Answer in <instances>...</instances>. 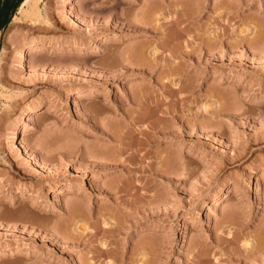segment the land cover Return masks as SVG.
<instances>
[{"label":"rangeland","instance_id":"obj_1","mask_svg":"<svg viewBox=\"0 0 264 264\" xmlns=\"http://www.w3.org/2000/svg\"><path fill=\"white\" fill-rule=\"evenodd\" d=\"M35 1L0 29V264H264V0Z\"/></svg>","mask_w":264,"mask_h":264},{"label":"bare ground","instance_id":"obj_2","mask_svg":"<svg viewBox=\"0 0 264 264\" xmlns=\"http://www.w3.org/2000/svg\"><path fill=\"white\" fill-rule=\"evenodd\" d=\"M19 12H18V15L19 16H24V19H29L30 18V20L32 19V18H34V20H35V22H39V21H41L42 20V16H41V13H40V9H39V5H38V1L36 2L35 0H23L21 3H20V6H19ZM45 15V14H44ZM184 18V17H183ZM13 20V22H16V21H20L19 19H18V17H15V18H13L12 19ZM33 20V19H32ZM197 44V43H196ZM198 46V45H197ZM34 48V47H33ZM33 48H30L29 50L30 51H32V50H34ZM37 49V48H36ZM28 50V51H29ZM36 51V50H35ZM38 52V51H37ZM158 50H154L153 51V53H151V58L153 59V60H155V58H156V55L158 54ZM143 50H138L137 52H135V56L137 57V60L139 59V60H142L143 59ZM32 54V53H31ZM149 57H150V55H149ZM28 58V57H27ZM141 61H139V63H140ZM0 64H1V56H0ZM81 96V95H80ZM49 110V109H48ZM42 113H43V111H42ZM45 113H46V111H45ZM35 114V113H34ZM34 115L32 114V115H28V118L31 120V118L33 117ZM36 116H38V115H36ZM22 119V118H21ZM27 120V119H26ZM143 121V120H142ZM13 133V132H12ZM11 133V134H12ZM11 136V135H10ZM11 138V137H10ZM17 144V143H16ZM18 144H19V142H18ZM22 144V143H21ZM22 150V149H21ZM55 194V193H54ZM22 195V194H21ZM20 195V196H21ZM19 196V197H20ZM55 196V195H54ZM57 196V195H56ZM215 203V202H214ZM214 206V205H213ZM67 208V207H66ZM186 223V222H185ZM246 244V243H245ZM9 252V251H8ZM14 252V251H13ZM8 254H10V253H8Z\"/></svg>","mask_w":264,"mask_h":264},{"label":"trees","instance_id":"obj_3","mask_svg":"<svg viewBox=\"0 0 264 264\" xmlns=\"http://www.w3.org/2000/svg\"><path fill=\"white\" fill-rule=\"evenodd\" d=\"M22 1L23 0H14V2L10 6V12L2 16L0 15V29H2L6 25V23L10 19L11 12L15 9L16 6L20 5Z\"/></svg>","mask_w":264,"mask_h":264}]
</instances>
